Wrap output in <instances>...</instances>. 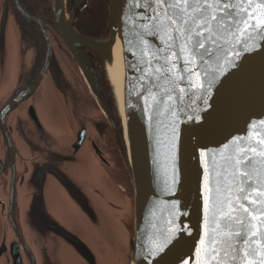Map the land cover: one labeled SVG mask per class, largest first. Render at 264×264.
<instances>
[{
  "label": "water",
  "instance_id": "95a60500",
  "mask_svg": "<svg viewBox=\"0 0 264 264\" xmlns=\"http://www.w3.org/2000/svg\"><path fill=\"white\" fill-rule=\"evenodd\" d=\"M87 2L75 0L76 13ZM230 2L244 8L237 19H246L249 12L259 15V6L264 4V0ZM54 6L56 26L66 43L82 55L94 51L105 60L127 146L133 195L127 197L110 184L86 151L84 130L74 127L63 113L46 114L51 145H41V152L62 168L34 166L19 184L20 227L27 249L38 253L41 240L42 250L49 253L44 264H181V260L186 264H264V157L247 153L252 157L248 177L227 167L228 158L234 163L244 147L264 151V145L257 144L264 139V124L259 123L264 120L261 35L251 29L237 33L240 44L228 38V51L244 46L247 50L233 57L234 65L226 63L222 72L216 71L215 62L205 66L217 79L204 104L200 97L208 88L207 80L192 77L203 87L187 86L186 54L179 43L167 46L171 41L152 27L156 21L144 17L142 7L108 0V35L96 40L72 29L61 0ZM251 23L255 25L256 20ZM225 54L220 53L221 57ZM254 131L261 135L255 136ZM237 204L242 207L228 221L223 214ZM236 217H242L245 224L237 223ZM235 231L241 236L229 238L227 234ZM213 238L216 245L211 244ZM165 239L170 243L163 252L148 255ZM212 247L219 256L211 253ZM0 264H26L4 212Z\"/></svg>",
  "mask_w": 264,
  "mask_h": 264
},
{
  "label": "flooded vegetation",
  "instance_id": "af4514ba",
  "mask_svg": "<svg viewBox=\"0 0 264 264\" xmlns=\"http://www.w3.org/2000/svg\"><path fill=\"white\" fill-rule=\"evenodd\" d=\"M57 1L0 0V43L4 42L0 54V224L4 212L26 264H44L49 253L42 250L41 240L38 253L27 249L20 227L19 184L34 166L62 168L41 152V145H51L46 114L63 113L74 127L84 130L86 151L110 184L127 197L133 195L127 146L105 60L94 51L83 56L66 43L56 26ZM61 1L64 16L77 34L96 40L107 37L108 0H88L78 13L75 0Z\"/></svg>",
  "mask_w": 264,
  "mask_h": 264
},
{
  "label": "snow or ice",
  "instance_id": "6c2138e0",
  "mask_svg": "<svg viewBox=\"0 0 264 264\" xmlns=\"http://www.w3.org/2000/svg\"><path fill=\"white\" fill-rule=\"evenodd\" d=\"M126 3L129 5L135 4L137 8L142 7L144 17L150 21H156L152 27L165 33L168 40L171 41V44L167 45L169 48L179 43L180 51L186 54V58L183 60V75L187 86L196 88L199 85V81L193 82L192 77L202 76L207 80L208 88H204L203 95L200 97L204 104H207V93L211 84L217 79V76L209 74L205 66L209 65L210 61L215 62L216 71L222 72L226 63L234 65L233 57L239 56L241 51L247 50V46H244L240 49L232 48L231 51H228L225 49V45L229 43L228 38H234L236 44H240V39L236 34L248 33L251 29L264 39V4L259 6V15L256 12H249L246 19L243 16L237 19V16L244 12V8L240 4L230 2V0H143L142 5L140 0H126ZM251 6V2H249L248 7ZM233 9L238 11L234 13ZM253 19L256 20L255 25L251 23ZM241 25L243 26L241 27ZM171 33H175V35L173 36ZM148 34L155 35L156 33L149 32ZM124 42L125 44L130 43L127 40ZM259 46L264 47V45ZM160 51H163V49ZM221 52L226 54L221 57ZM172 55L175 56L176 53L173 52ZM149 64H151V61H149ZM164 71H168V69L165 68ZM157 72H161V69L158 68ZM199 86L203 87L202 85ZM180 91L184 93L185 88L181 87ZM259 123L264 124V120L259 121ZM173 132H175L174 127ZM253 134L257 137L261 135L257 131H254ZM257 144L264 145V139H258ZM249 152L264 157V151L257 153V149L254 147H244L240 150L234 163L232 157L228 158L227 167L234 169L239 176H250L251 173L247 170V167L252 162V157L247 155ZM175 182L174 176L173 183ZM252 190L255 191V189ZM239 191L243 192L244 189L240 188ZM261 194L264 195V193ZM245 199H248V197H245ZM252 202L254 203V201ZM205 204L207 205V198H205ZM240 207L242 206L239 204L230 206L229 211L223 215L228 221H232V213L236 212ZM243 211L252 216L247 207H244ZM252 219H256V217L252 216ZM235 220L241 225L245 224L242 217H236ZM227 235L229 238L232 236L240 237L241 232H229ZM252 235L254 236L255 233H252ZM167 243H170V241L165 239L164 243L160 244L154 251L149 250L148 255L163 252ZM225 243H227L229 248L233 247L231 243ZM211 244L216 245L217 240L213 238ZM210 251L214 255L219 256V252L215 247H212ZM225 255H227L226 250ZM181 264H186V262L181 260ZM198 264H206V262L199 261Z\"/></svg>",
  "mask_w": 264,
  "mask_h": 264
}]
</instances>
